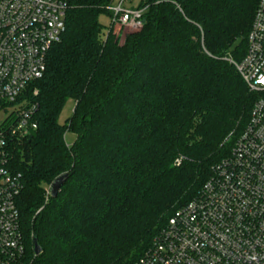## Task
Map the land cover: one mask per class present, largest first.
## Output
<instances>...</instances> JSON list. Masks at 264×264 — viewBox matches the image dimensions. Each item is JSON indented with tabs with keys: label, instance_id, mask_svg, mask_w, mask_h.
Instances as JSON below:
<instances>
[{
	"label": "trees",
	"instance_id": "1",
	"mask_svg": "<svg viewBox=\"0 0 264 264\" xmlns=\"http://www.w3.org/2000/svg\"><path fill=\"white\" fill-rule=\"evenodd\" d=\"M112 2L71 0L21 99L38 107V127L9 142L31 264H135L230 155L258 97L231 59L247 52L259 0H143L141 29L122 38L100 22Z\"/></svg>",
	"mask_w": 264,
	"mask_h": 264
},
{
	"label": "built area",
	"instance_id": "2",
	"mask_svg": "<svg viewBox=\"0 0 264 264\" xmlns=\"http://www.w3.org/2000/svg\"><path fill=\"white\" fill-rule=\"evenodd\" d=\"M70 2L0 0V110L18 103L43 77L49 51L66 30ZM107 8L109 28L141 29L145 8L139 4L113 0ZM231 61L258 95L248 124L199 194L176 210L135 264H264V0L258 2L245 56ZM19 105L0 124V264H31L17 204L23 182L11 167L9 142L38 127V107Z\"/></svg>",
	"mask_w": 264,
	"mask_h": 264
},
{
	"label": "rangeland",
	"instance_id": "3",
	"mask_svg": "<svg viewBox=\"0 0 264 264\" xmlns=\"http://www.w3.org/2000/svg\"><path fill=\"white\" fill-rule=\"evenodd\" d=\"M133 2L134 5L136 4H140L141 1L143 0H131ZM130 1L126 2V5L130 4ZM100 22L106 26L109 25L110 22V18L107 15H101L100 16ZM117 31L119 32V34L121 35V38L124 36L125 33L130 32V30L127 27H123V26H117L116 27ZM26 93L22 94V96L19 98V102H22L21 99L24 98ZM19 102L18 103H14L12 106H9L7 108H2L0 110V124L2 123V121L9 116L13 111L17 110L19 108ZM25 102V101H24ZM6 109L8 110V113L6 112ZM73 110H74V102L73 100H69L63 110V112L60 115V123H65L66 120L73 114ZM76 138V134L72 131H67L66 132V140L69 144H72L74 142ZM238 139V137H237ZM236 139V140H237ZM235 144V143H234ZM234 146V145H233ZM233 148V147H232Z\"/></svg>",
	"mask_w": 264,
	"mask_h": 264
},
{
	"label": "water",
	"instance_id": "4",
	"mask_svg": "<svg viewBox=\"0 0 264 264\" xmlns=\"http://www.w3.org/2000/svg\"><path fill=\"white\" fill-rule=\"evenodd\" d=\"M68 173H63L61 175H59L57 178H55L53 180V182L50 184V195L52 197H56L59 193V191L61 190L62 186L64 185L67 177H68ZM41 246L38 243L37 239H34V253L35 255H38L41 253Z\"/></svg>",
	"mask_w": 264,
	"mask_h": 264
}]
</instances>
